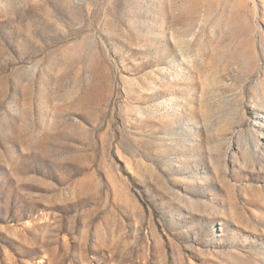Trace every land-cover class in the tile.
<instances>
[{
    "label": "rangeland",
    "instance_id": "obj_1",
    "mask_svg": "<svg viewBox=\"0 0 264 264\" xmlns=\"http://www.w3.org/2000/svg\"><path fill=\"white\" fill-rule=\"evenodd\" d=\"M0 264H264V0H0Z\"/></svg>",
    "mask_w": 264,
    "mask_h": 264
}]
</instances>
